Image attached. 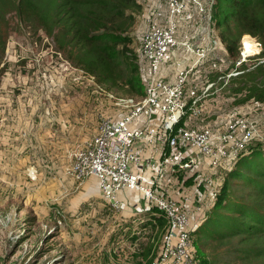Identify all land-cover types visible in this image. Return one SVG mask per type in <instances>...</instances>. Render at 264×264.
Instances as JSON below:
<instances>
[{
	"label": "rangeland",
	"instance_id": "obj_1",
	"mask_svg": "<svg viewBox=\"0 0 264 264\" xmlns=\"http://www.w3.org/2000/svg\"><path fill=\"white\" fill-rule=\"evenodd\" d=\"M137 1L142 11L134 14V26L123 35L128 45L119 49L135 59L143 80L144 71L152 75L143 55L144 38L152 26V13L166 7L158 0L150 6L148 0ZM230 1L200 0L202 8L187 7L176 20L178 45L158 75L168 83L187 75L181 128L214 133L237 129L232 142L219 144L224 154L217 164L204 160L188 170L174 165L163 174L168 172L173 184L194 189L197 196L191 192L189 196L194 203L207 196L211 204L218 194L229 195L239 182L235 176L244 158L264 153V76L257 72L264 67V46L240 31L232 37L236 47L225 41L229 33L223 23L230 16ZM8 17L0 63V264H153L169 222L154 224V229L141 219L133 225L127 216L120 217V210L100 205L101 197L81 185L86 178L77 179L70 172L75 153L96 136L102 122L122 114L116 98L128 96L101 88L69 62L38 25L14 14ZM247 40L256 49L253 53H244ZM197 50H205L206 57L199 60ZM250 71L261 84L260 91L247 92V83L243 87L247 91L235 92L233 88L240 86L237 75ZM240 120L252 130L243 145L235 144L244 135L236 125ZM195 168L201 171L194 174ZM149 210L162 214L155 206ZM208 210L202 225V212L198 217L190 213L195 219L189 228L193 224L201 230L192 232L191 245L198 264H226L229 253L220 245L222 231L209 217L218 211Z\"/></svg>",
	"mask_w": 264,
	"mask_h": 264
},
{
	"label": "built area",
	"instance_id": "obj_2",
	"mask_svg": "<svg viewBox=\"0 0 264 264\" xmlns=\"http://www.w3.org/2000/svg\"><path fill=\"white\" fill-rule=\"evenodd\" d=\"M158 1L166 10L159 7L152 13V26L144 38L143 55L152 73L145 84L143 82L145 96L116 98L122 115L102 122L97 135L75 153L70 172L77 179L96 177L103 199L115 210L122 207L121 192L129 190L140 193L164 214L169 228L161 253L153 264H195L190 241V213L193 210L202 212V208L190 198L180 202L159 194L155 190V181L174 165L188 170L204 160L217 164L220 155L224 154L219 144L232 142L237 129L231 127L226 133H214L210 129L180 127L186 113L184 86L187 75L182 73L173 83L161 81L158 75L166 57L178 45L177 18L188 6L202 8V5L200 0ZM196 54L199 60L207 55L205 50H197ZM143 118L159 119L160 126L135 127L134 123ZM236 125L243 128L244 135L235 140V144L243 145L252 130L242 120ZM161 134L166 137L170 152L155 161L144 159L138 150L139 144L153 146ZM184 150L186 152L182 153Z\"/></svg>",
	"mask_w": 264,
	"mask_h": 264
},
{
	"label": "trees",
	"instance_id": "obj_3",
	"mask_svg": "<svg viewBox=\"0 0 264 264\" xmlns=\"http://www.w3.org/2000/svg\"><path fill=\"white\" fill-rule=\"evenodd\" d=\"M230 5V16L223 23L229 33L225 41L236 47L232 37L240 31V35H251L264 46V0H231ZM141 11L142 5L137 0H0V63L6 46L4 29L8 16L14 14L20 21L43 29L54 39L57 50L92 76L104 90L143 98L145 86L133 63L135 59L127 56L126 50L119 49V45H128L123 35L134 26V14ZM257 72L264 76V67ZM238 78L240 86L233 88L235 92L247 91L243 88L247 83V92L260 91L261 84L252 71L237 75ZM183 122L184 118L181 125ZM197 172L200 171L194 170V174ZM235 178L239 181L235 183V190L229 195L218 194L214 203L206 208L208 211L214 208L219 213L214 217L209 215L210 222L214 221L215 227L222 231L219 232L220 245L229 253L226 264H264V153L258 151L246 156ZM240 183L244 185L242 189L238 187ZM202 214L199 225L206 219L205 212ZM164 221L168 219L161 214L158 223ZM199 225L190 229L191 234H201ZM192 252L194 263L198 264L193 246Z\"/></svg>",
	"mask_w": 264,
	"mask_h": 264
},
{
	"label": "crops",
	"instance_id": "obj_4",
	"mask_svg": "<svg viewBox=\"0 0 264 264\" xmlns=\"http://www.w3.org/2000/svg\"><path fill=\"white\" fill-rule=\"evenodd\" d=\"M155 3H156V0H148L147 6H150L151 4H155ZM148 72L144 71V73L142 74V79H144V81L149 76ZM121 115L122 114H120L118 116H121ZM134 126L135 127H143V126L144 127H159L160 126V120L159 119L143 118L141 120L136 121L134 123ZM138 150L144 159L155 161V160L162 158L164 153H167V152L169 153L170 147H169V144L167 143L166 137L163 134H161L160 137L157 139V142L155 145L148 146L144 143H140L138 146ZM185 151L186 150H184L182 153H185ZM195 170L201 171L199 168H195ZM167 173L164 176L163 175L160 176L155 181L156 192H158L159 194H162L164 196L170 195L180 202H184L185 198H189V196H191V193H192L193 197L197 196L196 191L194 189L192 190V189L186 187L183 183H181V185H177L178 182H175L173 184L172 181L169 179L170 174H167ZM81 185L85 189L87 188L88 190H89V188H92L91 192H89V193L91 194V193H93V191L96 192L97 193L96 195L101 197L102 203L100 205L106 206V203H104L103 197L101 196L102 194H101L100 185H99V182H98L96 177L86 178V180L81 182ZM174 185H177V186H174ZM206 198H207V196L200 197L198 200V204H196V205L201 206L202 213L205 212L204 211L205 208H207L209 206ZM120 199L122 201V207L119 211L120 217L121 216H127L128 219H131L130 223H132L133 225H135V226L139 225L140 219H141V222H143V221L150 222V225L151 224L154 225V224H157L159 222V219H160V216H158L159 214H157L156 212H154L152 210H149L153 206H151V204H149L146 200H144L143 196L140 193L129 191V190H124L120 194ZM191 214H192V216L197 215L194 217H198V215H200V212L197 213V211L193 210ZM137 216H142V217H137ZM193 219H195V218H191L190 220H193ZM138 220H139V223H137ZM190 226H192V228H193L194 225L192 224ZM154 228L155 227H153V229ZM138 233H140V232H138Z\"/></svg>",
	"mask_w": 264,
	"mask_h": 264
},
{
	"label": "bare ground",
	"instance_id": "obj_5",
	"mask_svg": "<svg viewBox=\"0 0 264 264\" xmlns=\"http://www.w3.org/2000/svg\"><path fill=\"white\" fill-rule=\"evenodd\" d=\"M245 45H248V47L244 48V53L248 54V53H253L256 49L253 46V43L249 40L245 41ZM257 52V51H256Z\"/></svg>",
	"mask_w": 264,
	"mask_h": 264
},
{
	"label": "snow or ice",
	"instance_id": "obj_6",
	"mask_svg": "<svg viewBox=\"0 0 264 264\" xmlns=\"http://www.w3.org/2000/svg\"><path fill=\"white\" fill-rule=\"evenodd\" d=\"M245 47H248V45H245Z\"/></svg>",
	"mask_w": 264,
	"mask_h": 264
}]
</instances>
